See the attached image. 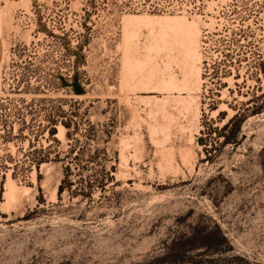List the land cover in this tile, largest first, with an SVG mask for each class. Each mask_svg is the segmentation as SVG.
Listing matches in <instances>:
<instances>
[{
	"label": "rangeland",
	"instance_id": "374dc122",
	"mask_svg": "<svg viewBox=\"0 0 264 264\" xmlns=\"http://www.w3.org/2000/svg\"><path fill=\"white\" fill-rule=\"evenodd\" d=\"M0 264H264V0H0Z\"/></svg>",
	"mask_w": 264,
	"mask_h": 264
},
{
	"label": "bare ground",
	"instance_id": "6f19581e",
	"mask_svg": "<svg viewBox=\"0 0 264 264\" xmlns=\"http://www.w3.org/2000/svg\"><path fill=\"white\" fill-rule=\"evenodd\" d=\"M171 26V25H170ZM174 26V25H173ZM170 30V29H169ZM168 31V30H167ZM186 31V30H185ZM164 33V32H163ZM162 33V34H163ZM165 34H166V30H165ZM184 35V34H183ZM190 42V41H189ZM187 158V157H186ZM185 159V158H184ZM187 164V163H186ZM16 188V186L14 187V184L13 185H10L9 186V189H8V191H9V193L11 194V196L14 194V193H16V191L18 190H16L15 189ZM8 196H9V194H8Z\"/></svg>",
	"mask_w": 264,
	"mask_h": 264
},
{
	"label": "trees",
	"instance_id": "16d2710c",
	"mask_svg": "<svg viewBox=\"0 0 264 264\" xmlns=\"http://www.w3.org/2000/svg\"><path fill=\"white\" fill-rule=\"evenodd\" d=\"M76 89H77V88H76ZM75 91H76V92H79L80 90L77 89V90H75Z\"/></svg>",
	"mask_w": 264,
	"mask_h": 264
}]
</instances>
